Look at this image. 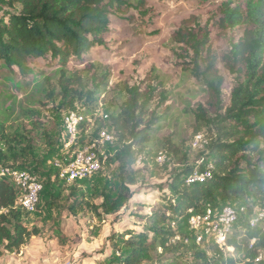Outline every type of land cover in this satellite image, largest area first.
<instances>
[{"label":"rangeland","instance_id":"obj_1","mask_svg":"<svg viewBox=\"0 0 264 264\" xmlns=\"http://www.w3.org/2000/svg\"><path fill=\"white\" fill-rule=\"evenodd\" d=\"M226 3L232 7L239 5L246 12V0H145L142 5L113 11L102 43L89 49L82 62L70 61L72 71L85 74L96 68L109 74L100 83L106 86L97 97L99 116L106 119L122 111L133 94L141 101L148 100L144 118L147 123H154L152 150H147V156H140L141 162L135 163L137 183L129 185L131 198L113 214H105L102 206L105 194L115 196L118 192V162L114 158L118 142L101 147L108 157L102 171L81 182L76 193L69 187L72 185L57 180L54 163L60 155L55 146L64 132L68 113L60 96L59 65L48 57L32 61L30 73H22L16 67L0 68V120L7 118L9 131L22 134L29 141V161L20 152L18 165L21 170L36 174L44 185L37 208L28 219L30 228L38 227L43 235L34 236L26 245L28 250L58 255L57 264H114L127 251L124 240L140 232L148 233L149 239L156 236L148 216L155 212L170 215L166 197H174V178L200 164L212 163L208 154L218 132L216 127L212 130L210 127L214 119L223 120L233 91L245 79V71L231 69L226 60L233 46L244 37L248 25L244 23L234 29L224 26L221 19ZM5 10L0 9V19ZM182 26L193 32L190 43L179 41L177 31ZM199 44L210 46L202 56H215L219 74L224 78L218 96L213 97L202 76L196 75L197 68L203 66L195 64ZM93 86L90 82L89 88ZM197 127L202 129L197 131ZM207 127L211 132L206 131ZM107 130L114 134L111 128ZM50 141L54 144H49ZM160 153L165 155L164 160H159ZM60 192L56 206L51 207L52 196ZM187 214L189 211L172 222L181 235L180 240L172 238L169 242L174 247L180 243L199 244ZM209 243L198 250L205 252L207 259L195 251L177 259V251L171 248L163 252L159 248L152 260L142 264H215L219 257L208 248ZM222 249L225 257H234L237 264L244 259L234 248ZM19 253L15 254L19 257ZM7 258H0V264L10 263Z\"/></svg>","mask_w":264,"mask_h":264},{"label":"trees","instance_id":"obj_2","mask_svg":"<svg viewBox=\"0 0 264 264\" xmlns=\"http://www.w3.org/2000/svg\"><path fill=\"white\" fill-rule=\"evenodd\" d=\"M144 3L145 0H0V9H6L5 16L0 19V68L12 70L16 67L22 73H30L32 68H29V64L32 61L49 57L59 65L60 96L64 107L85 116L86 120L81 126L90 130L89 140L96 138L103 129L111 128L114 131L115 142H118L114 158L118 162L120 183L115 196L104 195L102 208L105 214L119 211L130 200L129 185L137 183L134 165L140 156H147V150H152L151 125L154 123H147L144 118L148 100L141 101L135 94L125 103L122 111L112 113L106 119L99 116L97 97L100 89L106 86L100 83L108 79L109 74L101 73L96 68L92 73L86 71L82 74L72 71L69 63L73 59L82 62L89 49L102 43L103 35L109 30L113 11ZM221 22L230 29L244 23L248 28L226 60L231 69L245 71V79L233 91L231 105L223 114V120L214 119L210 127L211 130L216 127L218 132V139L210 144L208 154L214 171L205 183L193 186L186 183L185 177L196 167L174 178V197H166V206L171 214L155 212L148 216L156 236L149 239L148 233L140 232L124 240L127 251L118 261L121 264H142L152 260L153 253L159 248L163 252L171 248L177 251V259L192 251L198 252L199 246L206 243L191 246L180 243L177 247L169 243L179 233L172 222L190 208L202 211L210 202L216 208L232 204L245 209L227 240V245L233 246L237 255H244L239 264H251L264 251V218L254 227L250 226L252 217L264 210V0H246V12L239 5L232 7L226 3ZM191 33L182 26L177 31L179 41L190 43ZM207 42L204 41V44ZM196 49L195 64L203 63L202 68H197L196 75L202 76L213 97L218 96L224 78L219 74L216 57L202 56L210 46L199 44ZM198 55H201L199 59ZM101 78L103 80L98 82ZM90 82L94 85L92 88H89ZM78 103L83 104L79 106ZM210 128L207 127L206 131L211 132ZM201 129L197 127V131ZM49 144L54 143L50 141ZM167 148L172 150L171 143ZM55 149L60 155L61 137ZM29 150L30 143L26 137L11 133L7 118L0 120V258L5 254L19 253L34 236L43 235L38 227L30 228V212L19 203V187L9 175L1 174L5 168L21 170L18 165L22 157L20 152L25 154L27 162ZM239 155H242V159H239ZM55 174L59 182L67 185L60 181L56 168ZM79 185L76 183L69 187L76 193ZM60 195L61 192L52 196L51 207L56 206ZM87 203L100 215L97 208ZM189 218L190 214H187L188 221ZM209 244L208 248L219 257L215 264H237L234 257L226 258L224 250L214 241ZM198 253L200 257H209L205 252Z\"/></svg>","mask_w":264,"mask_h":264},{"label":"built area","instance_id":"obj_3","mask_svg":"<svg viewBox=\"0 0 264 264\" xmlns=\"http://www.w3.org/2000/svg\"><path fill=\"white\" fill-rule=\"evenodd\" d=\"M85 116L78 111L70 110L65 118L64 132L61 137L60 158L55 160L54 166L58 171L60 181L73 185L81 183L98 173L104 165L107 156L101 147L114 144L115 135L103 129L99 135L89 140L90 130L81 126L85 122ZM88 138V139H87ZM165 155L160 153L159 160H164ZM142 158L137 161L140 163ZM214 171V165L200 166L186 175L185 181L193 186L197 183H205ZM2 175H9L20 189L19 203L28 212H34L40 201L41 192L44 189L40 178L29 170L5 168ZM260 210L250 220V226L254 227L264 218ZM244 207L232 204L216 208L212 204H206L202 211L189 209V225L195 233V240L199 244L214 241L221 249L227 245L228 237L233 233L236 222ZM174 240H180L181 235H176ZM71 264V263H68ZM114 264H121L115 262ZM251 264H264V251L261 252Z\"/></svg>","mask_w":264,"mask_h":264},{"label":"crops","instance_id":"obj_4","mask_svg":"<svg viewBox=\"0 0 264 264\" xmlns=\"http://www.w3.org/2000/svg\"><path fill=\"white\" fill-rule=\"evenodd\" d=\"M3 256L8 257L7 259L10 262L8 264H45V263L46 264H57L58 259H59L58 255L57 256L56 255H50V254H47L46 252H42V251H39V252L34 251L33 252V251H31V248H30V250H28L27 246L21 249V251L19 253V257L15 253L6 254ZM45 260H48V262H46ZM51 260H53V261H51Z\"/></svg>","mask_w":264,"mask_h":264}]
</instances>
